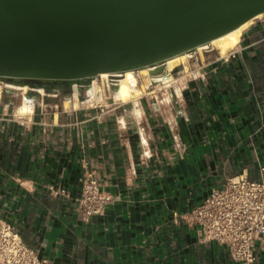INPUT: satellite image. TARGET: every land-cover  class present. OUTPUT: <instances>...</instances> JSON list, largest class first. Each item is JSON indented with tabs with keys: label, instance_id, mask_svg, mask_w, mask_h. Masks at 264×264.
<instances>
[{
	"label": "crops",
	"instance_id": "crops-1",
	"mask_svg": "<svg viewBox=\"0 0 264 264\" xmlns=\"http://www.w3.org/2000/svg\"><path fill=\"white\" fill-rule=\"evenodd\" d=\"M238 42L225 56L195 52L125 104L5 90L0 219L44 264H238L191 219L229 179L264 181V14ZM191 67L203 78L183 79ZM23 98L32 108L17 115ZM86 176L111 199L87 220L75 201ZM254 257L264 264V241Z\"/></svg>",
	"mask_w": 264,
	"mask_h": 264
},
{
	"label": "water",
	"instance_id": "water-1",
	"mask_svg": "<svg viewBox=\"0 0 264 264\" xmlns=\"http://www.w3.org/2000/svg\"><path fill=\"white\" fill-rule=\"evenodd\" d=\"M263 14L264 0H0V81L85 93L99 74L192 53Z\"/></svg>",
	"mask_w": 264,
	"mask_h": 264
},
{
	"label": "built area",
	"instance_id": "built-area-1",
	"mask_svg": "<svg viewBox=\"0 0 264 264\" xmlns=\"http://www.w3.org/2000/svg\"><path fill=\"white\" fill-rule=\"evenodd\" d=\"M195 52L188 59H193ZM203 76L202 67H191L182 78L198 80ZM113 87L110 84L111 92ZM3 90L0 86V96ZM58 193L64 191L55 192ZM110 200L92 176L84 178L81 193L75 199L85 220L100 214ZM191 219L202 242L213 240L226 245L236 263L253 264L254 243L264 241V181L252 182L243 176L229 179L194 208ZM0 264H44L24 245L16 230L1 219Z\"/></svg>",
	"mask_w": 264,
	"mask_h": 264
},
{
	"label": "bare ground",
	"instance_id": "bare-ground-1",
	"mask_svg": "<svg viewBox=\"0 0 264 264\" xmlns=\"http://www.w3.org/2000/svg\"><path fill=\"white\" fill-rule=\"evenodd\" d=\"M262 15H258L256 18H260ZM252 20L244 23L241 25L238 29L234 30L233 32H230L224 36H221L212 42H210L208 45H204L202 47H199L196 49L197 52H201L203 49L213 47V49H216L218 54L220 56H225L228 50H231L234 48L237 43H239V37L241 35V32L243 29H245ZM190 57V52L181 54L177 57L171 58L169 60H166L165 62L147 67L142 68L137 71H126L123 73H118L115 75H109V74H99L97 77L93 78L89 82V87L87 88V94H88V100L86 101L88 104H94L99 103L101 98V92L103 91H109V78L114 77L117 78L114 80L113 88H112V98L116 102L120 103H126L130 100L136 99L139 96H142V94L145 92L146 85L139 87L135 84L136 79L133 77L135 75V72L145 75L148 77L149 83L156 84L158 87L163 85H167L171 80V74L170 72L178 65H183V68L186 69V61L187 58ZM188 63V62H187ZM156 68H160V72L157 74H151L150 72L155 70ZM182 68V69H183ZM101 79V86H99L96 82V79ZM173 82V81H172ZM0 83H3L0 81ZM4 88H11L15 90H21L22 93H25L28 89L27 86H18L16 84H9V83H3ZM72 87V97L74 99L75 104H78V90L77 85H70ZM39 93H43L42 89H36ZM85 91V92H86ZM31 102V101H30ZM28 102L25 98L22 100V104L16 109L17 115H24L27 112H29L32 108L31 103ZM68 102V100H67ZM70 102V100H69ZM131 102V101H130ZM68 105H66L67 107ZM140 110V109H139ZM139 110L137 112H139ZM136 113V111H135ZM139 115V113H138Z\"/></svg>",
	"mask_w": 264,
	"mask_h": 264
},
{
	"label": "rangeland",
	"instance_id": "rangeland-1",
	"mask_svg": "<svg viewBox=\"0 0 264 264\" xmlns=\"http://www.w3.org/2000/svg\"><path fill=\"white\" fill-rule=\"evenodd\" d=\"M207 50H209V49H207ZM207 50H202L201 52H197L196 51V56H198L200 53H203V52H205V51H207ZM194 57H195V55L193 56V59H194ZM193 59H188L187 58V61H186V64H187V62H189L190 63V61L191 60H193ZM183 68V65H178V66H176L173 70H179V69H182ZM133 77L136 79V82H135V84L137 85V86H139V87H142V86H144V85H146V86H149V85H153V86H156V87H158L156 84H152V83H149V80H148V77L147 76H145V75H142V74H139V73H137V72H135V75H133ZM117 78H114V77H110L109 78V87H110V84H113L115 81L114 80H116ZM96 82H97V84L99 85V86H101V79L100 78H97L96 79ZM3 83H5V82H3ZM3 83H0V86H3L4 84ZM5 90H10V91H12V92H14V93H16V94H18L19 92H21V90H15V89H11V88H4V90H3V92L5 91ZM28 90H32V91H34L33 89H30V88H28ZM27 90V91H28ZM71 90H72V87H68V88H61V89H59L58 90V92H61V93H65V94H68V93H71ZM79 93V92H78ZM80 94V93H79ZM81 95V97H83L84 95H85V97H87L88 96V94H87V91L85 92V93H81L80 94ZM104 95H110V97L112 98V94H111V90H109V91H102L101 92V98L103 99L104 98ZM102 99L99 101V103L102 101ZM86 100H88V98H86ZM98 103V102H97Z\"/></svg>",
	"mask_w": 264,
	"mask_h": 264
}]
</instances>
